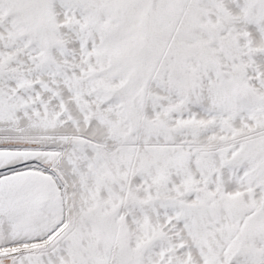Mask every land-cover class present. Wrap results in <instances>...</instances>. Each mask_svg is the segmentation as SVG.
Instances as JSON below:
<instances>
[{"label":"snow or ice","instance_id":"snow-or-ice-1","mask_svg":"<svg viewBox=\"0 0 264 264\" xmlns=\"http://www.w3.org/2000/svg\"><path fill=\"white\" fill-rule=\"evenodd\" d=\"M0 264H264V0H0Z\"/></svg>","mask_w":264,"mask_h":264}]
</instances>
